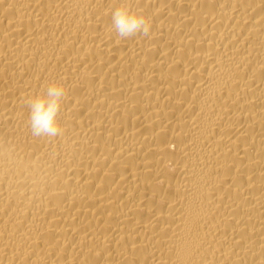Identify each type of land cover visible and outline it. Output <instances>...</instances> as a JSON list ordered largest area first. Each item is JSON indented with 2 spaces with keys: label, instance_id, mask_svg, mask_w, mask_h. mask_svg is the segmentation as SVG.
<instances>
[{
  "label": "bare ground",
  "instance_id": "bare-ground-1",
  "mask_svg": "<svg viewBox=\"0 0 264 264\" xmlns=\"http://www.w3.org/2000/svg\"><path fill=\"white\" fill-rule=\"evenodd\" d=\"M0 264H264V0H0Z\"/></svg>",
  "mask_w": 264,
  "mask_h": 264
},
{
  "label": "clouds",
  "instance_id": "clouds-1",
  "mask_svg": "<svg viewBox=\"0 0 264 264\" xmlns=\"http://www.w3.org/2000/svg\"><path fill=\"white\" fill-rule=\"evenodd\" d=\"M112 19L118 35L128 38L134 35L149 36L151 25L147 19L127 7L117 8ZM65 89L59 84H50L43 95H37L29 101L30 126L33 136L56 137L62 129L56 117L65 97Z\"/></svg>",
  "mask_w": 264,
  "mask_h": 264
}]
</instances>
